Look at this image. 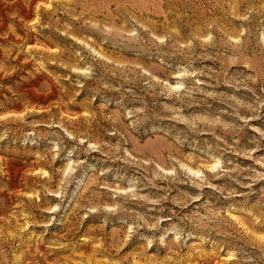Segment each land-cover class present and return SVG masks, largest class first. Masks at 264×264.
I'll return each instance as SVG.
<instances>
[{
	"label": "rangeland",
	"instance_id": "1",
	"mask_svg": "<svg viewBox=\"0 0 264 264\" xmlns=\"http://www.w3.org/2000/svg\"><path fill=\"white\" fill-rule=\"evenodd\" d=\"M0 264H264V0H0Z\"/></svg>",
	"mask_w": 264,
	"mask_h": 264
},
{
	"label": "bare ground",
	"instance_id": "2",
	"mask_svg": "<svg viewBox=\"0 0 264 264\" xmlns=\"http://www.w3.org/2000/svg\"><path fill=\"white\" fill-rule=\"evenodd\" d=\"M5 159V158H4ZM12 166V165H11ZM17 169V168H16ZM37 223H39V222H37Z\"/></svg>",
	"mask_w": 264,
	"mask_h": 264
}]
</instances>
